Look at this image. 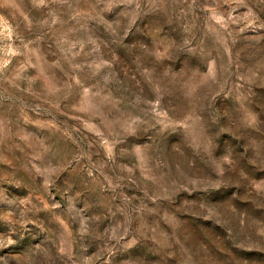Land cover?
<instances>
[{
	"label": "rangeland",
	"instance_id": "1",
	"mask_svg": "<svg viewBox=\"0 0 264 264\" xmlns=\"http://www.w3.org/2000/svg\"><path fill=\"white\" fill-rule=\"evenodd\" d=\"M0 264H264V0H0Z\"/></svg>",
	"mask_w": 264,
	"mask_h": 264
}]
</instances>
